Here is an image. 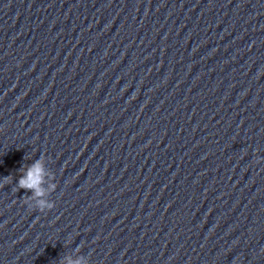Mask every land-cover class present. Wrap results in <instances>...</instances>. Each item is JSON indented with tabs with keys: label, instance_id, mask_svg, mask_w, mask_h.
Segmentation results:
<instances>
[{
	"label": "water",
	"instance_id": "obj_1",
	"mask_svg": "<svg viewBox=\"0 0 264 264\" xmlns=\"http://www.w3.org/2000/svg\"><path fill=\"white\" fill-rule=\"evenodd\" d=\"M8 176L0 264H264V0H0Z\"/></svg>",
	"mask_w": 264,
	"mask_h": 264
},
{
	"label": "clouds",
	"instance_id": "obj_2",
	"mask_svg": "<svg viewBox=\"0 0 264 264\" xmlns=\"http://www.w3.org/2000/svg\"><path fill=\"white\" fill-rule=\"evenodd\" d=\"M31 159V158H29ZM46 158L41 155L38 159L32 160L30 164L24 165L19 170V177L16 180V189H23L31 195L24 201L29 210L36 209L41 213L49 211L54 204L49 201L50 194L56 191L57 185L53 182L55 177L46 171ZM12 180V176L0 180V187ZM47 182V186L45 184ZM58 264H87L83 257L73 260L70 256L64 255L59 259Z\"/></svg>",
	"mask_w": 264,
	"mask_h": 264
}]
</instances>
